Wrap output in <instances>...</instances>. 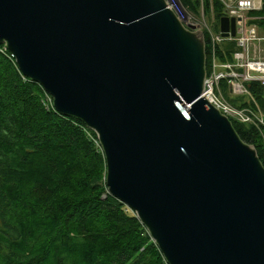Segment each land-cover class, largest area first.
<instances>
[{"label":"water","instance_id":"1","mask_svg":"<svg viewBox=\"0 0 264 264\" xmlns=\"http://www.w3.org/2000/svg\"><path fill=\"white\" fill-rule=\"evenodd\" d=\"M0 44L96 132L109 192L168 264H264V164L204 95L203 30L167 0H0Z\"/></svg>","mask_w":264,"mask_h":264},{"label":"trees","instance_id":"2","mask_svg":"<svg viewBox=\"0 0 264 264\" xmlns=\"http://www.w3.org/2000/svg\"><path fill=\"white\" fill-rule=\"evenodd\" d=\"M202 1L210 17L213 3L219 29L220 0H181L198 15ZM223 46L219 57L232 60L235 43ZM5 47L0 44V264H168L136 212L109 192L96 132L58 112ZM210 61L207 46V74ZM249 85L264 112V87ZM232 122L264 164V125Z\"/></svg>","mask_w":264,"mask_h":264},{"label":"built area","instance_id":"3","mask_svg":"<svg viewBox=\"0 0 264 264\" xmlns=\"http://www.w3.org/2000/svg\"><path fill=\"white\" fill-rule=\"evenodd\" d=\"M220 1L225 13L223 16L235 19V35L230 30L228 36L222 34L221 20L219 29L215 28L214 17L205 14L203 1L199 15L187 9L181 0H167V3L186 26H194L195 29L204 31L211 60L205 97L222 109L230 119L261 127L264 125V112L253 96L249 84L256 81L264 87V26L261 24L264 21V0ZM211 11H214L213 3ZM229 42L236 45V49L231 52L233 58L222 60L218 53L220 50L225 51L223 45ZM7 48L6 46L5 49ZM224 82L231 97H243L239 102L241 106L233 104L225 96L222 85ZM47 95L48 102L53 104V96L49 93ZM246 102L248 105H244Z\"/></svg>","mask_w":264,"mask_h":264},{"label":"rangeland","instance_id":"4","mask_svg":"<svg viewBox=\"0 0 264 264\" xmlns=\"http://www.w3.org/2000/svg\"><path fill=\"white\" fill-rule=\"evenodd\" d=\"M195 14V13H194ZM211 16H214V13L211 11V14H210ZM263 21H261V24L264 26V23H262ZM237 99H239V101L238 102H240L242 99H243V97H236Z\"/></svg>","mask_w":264,"mask_h":264},{"label":"bare ground","instance_id":"5","mask_svg":"<svg viewBox=\"0 0 264 264\" xmlns=\"http://www.w3.org/2000/svg\"><path fill=\"white\" fill-rule=\"evenodd\" d=\"M227 46V45H226ZM228 47V46H227ZM48 94V93H47ZM49 107V106H48ZM161 251V250H160Z\"/></svg>","mask_w":264,"mask_h":264}]
</instances>
